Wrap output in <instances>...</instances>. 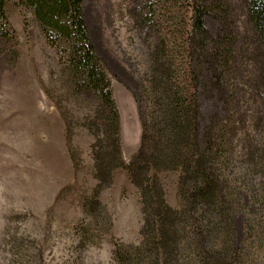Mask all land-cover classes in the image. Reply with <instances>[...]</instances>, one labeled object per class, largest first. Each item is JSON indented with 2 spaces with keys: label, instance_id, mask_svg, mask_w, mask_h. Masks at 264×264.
<instances>
[{
  "label": "trees",
  "instance_id": "trees-1",
  "mask_svg": "<svg viewBox=\"0 0 264 264\" xmlns=\"http://www.w3.org/2000/svg\"><path fill=\"white\" fill-rule=\"evenodd\" d=\"M9 1L0 0V39L7 37ZM16 1L52 49L70 96L88 108L97 192L123 169L138 193L140 240L117 246L115 264H257L250 251L264 250V0H192L184 63L156 33L155 0H132L139 34L152 43L147 82L137 97L140 147L127 164L110 81L84 26V0ZM205 17L218 23L216 32ZM13 53L0 51V63L12 62ZM206 102L214 106L210 112ZM170 173L176 175V209L161 179ZM255 176L261 190L252 204L261 206L254 211L261 216L246 220L247 242L237 244L239 194L248 184L254 188Z\"/></svg>",
  "mask_w": 264,
  "mask_h": 264
},
{
  "label": "rangeland",
  "instance_id": "rangeland-1",
  "mask_svg": "<svg viewBox=\"0 0 264 264\" xmlns=\"http://www.w3.org/2000/svg\"><path fill=\"white\" fill-rule=\"evenodd\" d=\"M9 2L7 37L0 39V51L14 52L12 62L0 63V264H115L117 246L140 240L138 193L123 169L97 192L96 139L84 122L88 108L70 96L61 67L30 14L16 0ZM191 2L155 0L156 33L165 36L178 63L186 62ZM132 6V0H84L82 9L119 113L124 164L140 147L137 97L147 82L152 43L139 34ZM204 21L211 32L218 30L212 18ZM203 109L210 112L214 106L206 102ZM258 178L254 188L248 184L239 194L243 210L233 225L237 244L247 242L246 220L261 216L254 213L261 206L252 204V195L261 190ZM161 179L168 205L178 208L176 175ZM86 202L92 207L86 209ZM250 253L264 264V250L255 247Z\"/></svg>",
  "mask_w": 264,
  "mask_h": 264
}]
</instances>
